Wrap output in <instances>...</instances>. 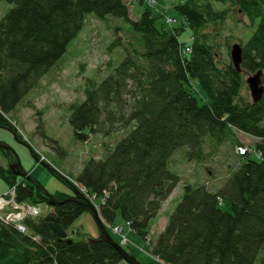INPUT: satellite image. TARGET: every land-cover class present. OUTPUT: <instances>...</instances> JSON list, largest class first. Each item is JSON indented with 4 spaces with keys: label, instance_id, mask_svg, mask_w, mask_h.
<instances>
[{
    "label": "trees",
    "instance_id": "trees-1",
    "mask_svg": "<svg viewBox=\"0 0 264 264\" xmlns=\"http://www.w3.org/2000/svg\"><path fill=\"white\" fill-rule=\"evenodd\" d=\"M2 3L7 9L0 18V128L16 134L10 118L93 16L112 30L108 51L118 49L120 56L106 64L103 78L86 82L83 100L67 108V123L78 143L93 135L124 134L69 178L99 201L105 225L113 227L121 219L160 264H264V90L255 104L243 93L245 79L259 71L264 89V0H183L173 6L183 27H157L160 17L150 8L133 20L124 0ZM234 15L244 17L246 26L256 25L241 44L240 73L228 56L232 35L225 36L229 20L242 23ZM187 30L189 44L180 40ZM193 84L205 95L202 104ZM36 125L46 138L39 117ZM235 132L257 140L259 159H251L249 151L239 155V164L215 192L207 184H184L165 226L151 238L152 223L181 181L171 169L175 152L185 147L187 161L202 162L207 149L234 141ZM0 157L6 162L0 165V180L14 189L15 203L50 208L26 218L24 233L0 221V264L122 262L99 236L91 238L76 226L86 213L82 203L57 193L52 196L61 204L49 206L37 182L14 174V154L0 148ZM52 175L70 185L60 173ZM225 201L230 212L221 209ZM48 215L58 219L66 239L51 231Z\"/></svg>",
    "mask_w": 264,
    "mask_h": 264
},
{
    "label": "rangeland",
    "instance_id": "rangeland-1",
    "mask_svg": "<svg viewBox=\"0 0 264 264\" xmlns=\"http://www.w3.org/2000/svg\"><path fill=\"white\" fill-rule=\"evenodd\" d=\"M182 1L142 0L141 2L140 0H124L129 7L130 16L133 20L139 19L143 10L150 8L154 15L160 17L156 20L157 27L162 24L183 27L180 16L173 10V6ZM6 7L5 3L1 4L0 18L7 9ZM234 20H240L242 23L235 25L231 20L227 22L229 29L225 36L232 35L229 38L230 46L233 44L241 45L247 42L256 26H246V19L242 16L234 15ZM190 35L191 33L188 30L184 31L180 36V40L189 44L191 41ZM129 38L127 36V39ZM113 39L114 35L112 30L107 27V24L97 20L93 16H88L82 31L72 41L66 54L42 78L38 86L28 96L25 105L19 106L10 118L11 123H13L14 132L20 142L16 141L8 130L0 128V143L9 146L14 151L23 172L32 181L37 182L43 191L49 195L60 193L71 196V187L76 184L69 178V175H74L89 157L101 158L105 153L106 147L113 145L117 138L124 134L120 130L118 133L112 134L107 138L93 135L88 138L87 142L78 143L74 140L72 129L66 119L68 106L83 100L86 82L89 80L98 81L103 78L107 73L106 64L109 61H115L120 56L118 49L108 51V47ZM219 52L223 56L222 58L227 57L224 47L220 48ZM246 77L247 74H244V79ZM245 88H247L246 84ZM192 93L198 100V103L202 104L205 95L195 84H193ZM243 93L247 94V97L250 99L248 89H243ZM39 112L42 113L40 116H38ZM38 117L41 121V131H43L46 138H42L38 132L36 125ZM262 125H264V121ZM256 142L257 140L253 137L241 132H235L234 141L224 142L217 149H213V151L207 149V152L210 154L202 162L187 161L185 159L186 148L178 149L172 158L171 169L180 176L181 181L164 203L159 216L152 223L150 237L154 238L165 226L168 214L175 208L181 198L184 184L189 183L196 186L207 184V188L211 192H215L229 172L239 164V159H241L239 155H243L242 153L240 154L239 148H244L246 152L249 151L251 159H259V154L254 150ZM53 146H58L63 155H58ZM28 147L31 148L33 154ZM33 156L36 157V160ZM5 163L0 157V165L4 166ZM40 163L48 164L52 171L60 173L62 178L70 181V185L58 180L52 175V171L49 172L41 165H38ZM7 191V185L0 180V195ZM93 201V204H99V201ZM3 205L0 208V220L3 219L4 222L10 221L16 223V225H20L18 221H14L13 216L16 213L18 214V212L24 211L26 207L20 206L18 208L9 203ZM36 206L40 209L38 216L45 215L50 211V208L44 204ZM221 209L230 212V206L226 201ZM24 212H26L25 216L30 215L27 209ZM34 217H37V215ZM79 225L81 232L87 236L91 238L98 237L99 229L89 212L86 211L77 220L76 226ZM115 226L121 227V232L117 231L113 233L112 230H109L111 228L106 226L108 227L107 231L110 237L116 243H123L124 241L125 243H123L124 246L122 248L127 253L131 252V256L135 257L133 258L138 264L160 263L156 258L151 256L145 243L128 232L126 224L121 219L116 221ZM23 229V231L21 230L22 232H27L25 227Z\"/></svg>",
    "mask_w": 264,
    "mask_h": 264
},
{
    "label": "water",
    "instance_id": "water-1",
    "mask_svg": "<svg viewBox=\"0 0 264 264\" xmlns=\"http://www.w3.org/2000/svg\"><path fill=\"white\" fill-rule=\"evenodd\" d=\"M229 55H230V60L233 64L234 68L236 69V71L238 73H240V64H241V60H242L241 45L233 44L230 48ZM245 83L248 87L249 95H250L252 103L255 104V103L259 102L262 95H263V90H264L263 86H262V82H261V71L255 73L254 75L248 76ZM8 131L12 134L13 138L16 141L20 142V140L17 138L16 134H14L10 129H8ZM0 148L4 149V150H9L14 154L16 162H15V164L11 165V169L14 171V174L17 177H20L22 179H25L26 181L32 182L31 178L23 172L21 164H20L16 154L14 153V151L9 146H6V145L1 144V143H0ZM28 149L31 152V148L28 147ZM33 158L36 160L35 156H33ZM40 165L44 169L48 170L49 172L52 171V169L50 168V166L48 164L40 163ZM40 189L42 190L43 195L49 200V202H48L49 206L54 207L56 205L61 204V202H59L57 199H55L52 195H49L48 193L44 192L41 187H40ZM71 189L74 192L75 197H69L67 199V201L76 200V201H79L80 203L83 204L86 211L91 214L94 222L96 223V225L99 229V237L105 243H107L108 245H110L111 247H113L115 249V251L118 253L119 257L122 259L123 262H125L127 264H138L131 255H129L119 244H117L116 242L113 241V239L110 237V235L107 231L105 224L101 220L97 210L92 206V204L89 201H87L86 198L84 196H82L76 190L75 187H71ZM46 220L48 222H50V229L53 233H55L60 239H66V234L60 228L59 223H58V219L54 218L52 215H48L46 217Z\"/></svg>",
    "mask_w": 264,
    "mask_h": 264
},
{
    "label": "built area",
    "instance_id": "built-area-1",
    "mask_svg": "<svg viewBox=\"0 0 264 264\" xmlns=\"http://www.w3.org/2000/svg\"><path fill=\"white\" fill-rule=\"evenodd\" d=\"M186 52H189V49H186ZM239 151H240V154H245L246 153V150L244 148H239ZM85 198L87 200H89L90 202H94V197L90 196V195H85ZM9 203L10 205H15V207H20L22 206L23 208L26 207V209L28 210V214H30L29 216H25L26 215V212H24L26 209H24V211H22L21 213L18 212V214L16 213V215L13 216V219L14 221H18L20 223V225H16V223L14 222H10V221H2L3 223H11V224H14L16 226V228L19 230V231H23V221L28 218V217H32L34 218L35 215H38L40 214V209L37 207V206H31V205H28V204H16L15 201H14V189H10L8 190L7 192H5L3 195H0V208L3 207L4 205L3 204H7ZM8 206V205H7ZM34 214V215H33ZM11 215V214H10ZM17 222V223H18ZM23 226V227H22ZM127 226V225H126ZM109 227V226H108ZM111 228L110 230L113 231V233L117 232V231H120L122 230L121 227L119 226H113V227H109ZM21 231V232H22ZM24 233V232H23ZM123 243H125L123 241ZM123 243H120L121 246H124Z\"/></svg>",
    "mask_w": 264,
    "mask_h": 264
},
{
    "label": "bare ground",
    "instance_id": "bare-ground-1",
    "mask_svg": "<svg viewBox=\"0 0 264 264\" xmlns=\"http://www.w3.org/2000/svg\"><path fill=\"white\" fill-rule=\"evenodd\" d=\"M38 165H40V164H38ZM73 187H75L76 188V190L82 195V196H84L85 197V195H89L88 194V192L83 188V187H81V186H79V185H75V186H73ZM14 193H15V191H14ZM3 195V194H2ZM68 197H75V195H74V192L72 191V195L71 196H68ZM87 200V199H86ZM87 201H89V200H87ZM90 202V201H89ZM91 204H92V206L97 210V212H98V214H99V211H98V206L99 205H97V204H93L92 202H90ZM100 216V215H99ZM101 218V217H100ZM102 220V219H101ZM104 223V222H103Z\"/></svg>",
    "mask_w": 264,
    "mask_h": 264
},
{
    "label": "crops",
    "instance_id": "crops-1",
    "mask_svg": "<svg viewBox=\"0 0 264 264\" xmlns=\"http://www.w3.org/2000/svg\"><path fill=\"white\" fill-rule=\"evenodd\" d=\"M163 229V228H162ZM98 235V234H97ZM99 236V235H98ZM130 255H131V252H128ZM132 257H134V256H132ZM135 258V257H134ZM119 264H127V263H125V262H120ZM160 264V263H159Z\"/></svg>",
    "mask_w": 264,
    "mask_h": 264
}]
</instances>
